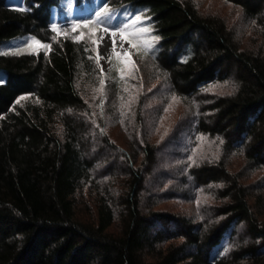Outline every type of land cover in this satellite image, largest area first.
<instances>
[{
  "label": "trees",
  "instance_id": "obj_1",
  "mask_svg": "<svg viewBox=\"0 0 264 264\" xmlns=\"http://www.w3.org/2000/svg\"><path fill=\"white\" fill-rule=\"evenodd\" d=\"M223 1L252 24L249 47L192 0H0V264H264V174L243 182L264 172V0ZM98 13L140 16L123 37L191 105L175 129L182 193L220 201L201 221L145 206L158 150L134 136L128 152L110 145L86 108L80 90L102 72L78 35L102 27ZM121 69L112 54L116 92ZM221 84L232 90L206 94ZM200 137L218 155L193 163Z\"/></svg>",
  "mask_w": 264,
  "mask_h": 264
},
{
  "label": "rangeland",
  "instance_id": "obj_2",
  "mask_svg": "<svg viewBox=\"0 0 264 264\" xmlns=\"http://www.w3.org/2000/svg\"><path fill=\"white\" fill-rule=\"evenodd\" d=\"M199 12L203 15L218 16L222 18L229 28L241 38L242 46L249 47L253 36V26L245 22L238 8L225 3L223 0H192ZM102 25L96 32H87L78 35L84 40L97 58L102 78L93 84H86L81 88V95L95 120L101 137L110 145H116L120 150H129V144L134 136L140 146L149 143L157 151V165L146 178L145 188L150 193L145 194L144 205L154 202L153 210L175 216L192 217L200 221L208 209L220 203L210 189H201L199 193L187 195L182 193L184 187L180 184L182 175L184 150L174 147L177 137L175 129L190 110V104L184 103L175 96L168 94L165 85L149 61L136 54L133 47L123 37V32L134 31L137 27L135 21H130L126 13H105L100 17ZM112 33H116L115 36ZM115 41V48H113ZM97 53L99 55H97ZM115 54L122 63L121 90L115 91L112 79L109 76L110 58ZM103 81V83H101ZM232 90L229 84L216 85L208 89V95H224ZM28 101V96L17 98L16 103L22 105ZM101 119V120H100ZM143 121L142 134L133 132L136 122ZM217 145L205 137L197 140V145L192 152L191 161L199 163L208 161L218 155ZM129 155V154H128ZM130 156V155H129ZM130 158V157H129ZM105 158H102L104 161ZM142 154H138L141 161ZM112 160L108 162L111 164ZM185 163V162H184ZM228 167L233 172L241 168V161L233 159L228 162ZM165 173L167 176H165ZM264 172H256L244 183H252L262 177ZM162 176V177H161ZM160 177V178H158ZM164 178V179H163ZM158 181L162 189L153 193L154 183ZM159 185V187H160ZM164 192L161 200L156 201L154 194ZM83 195L91 202V197L86 190ZM261 220L264 221V207Z\"/></svg>",
  "mask_w": 264,
  "mask_h": 264
},
{
  "label": "snow or ice",
  "instance_id": "obj_3",
  "mask_svg": "<svg viewBox=\"0 0 264 264\" xmlns=\"http://www.w3.org/2000/svg\"><path fill=\"white\" fill-rule=\"evenodd\" d=\"M99 19H100V14L98 13V14H97V20H99ZM135 21H136V22L141 21V17H140V16H136V17H135ZM91 23L94 24V23H96V22H95V21H92ZM79 27H81V25H79V24L74 25L73 28H72V31H73V32L76 31V29L79 28ZM83 27H85V28L88 27V24H87V23L84 24ZM54 31H55V29H54ZM139 31H142V32L147 33V32H149L150 30L147 29V28H142V29H139ZM58 34H59V33H58ZM112 35L115 36L116 33H112ZM153 39H154V40H158V37H154ZM32 44L39 46V45H38V42H35V41H33ZM30 46H31V45H30ZM148 46L150 47L151 45L149 44ZM43 47H48V46H47V45H44ZM113 48H115V41H113ZM85 50H87V49H85ZM97 55H99V54L97 53ZM97 63H98V61H97ZM101 83H103V81H101Z\"/></svg>",
  "mask_w": 264,
  "mask_h": 264
}]
</instances>
